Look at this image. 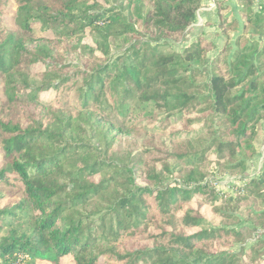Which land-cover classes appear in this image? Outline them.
I'll use <instances>...</instances> for the list:
<instances>
[{
  "label": "trees",
  "instance_id": "1",
  "mask_svg": "<svg viewBox=\"0 0 264 264\" xmlns=\"http://www.w3.org/2000/svg\"><path fill=\"white\" fill-rule=\"evenodd\" d=\"M202 1L13 0L14 29L0 0V264H264V158L235 192L210 183L260 155L264 5L222 14L223 45L168 49ZM36 22L92 35L84 64Z\"/></svg>",
  "mask_w": 264,
  "mask_h": 264
},
{
  "label": "rangeland",
  "instance_id": "2",
  "mask_svg": "<svg viewBox=\"0 0 264 264\" xmlns=\"http://www.w3.org/2000/svg\"><path fill=\"white\" fill-rule=\"evenodd\" d=\"M8 10H9L8 11L9 17L5 19V23L9 28L15 29V26H14L15 11H14L13 0H11V5L9 6ZM33 28H34L35 37L37 38L44 37L48 39H56L59 41L57 45H58L59 52L61 53V59H63L64 63L70 65L69 67L70 69H77L84 64L87 54H84V55L81 54V48L79 45H92L93 44L92 35H90L89 33L84 34L80 40L79 38H76V37H68L66 34L60 35L58 32H56L54 28H46L40 22L34 23ZM196 31L189 30L188 34H190L191 39L189 38L188 42H186L185 44L182 45L179 42H176V43L171 42V43H167V48L171 50H175V51H182L185 46H188L190 44V42L195 41L196 39H198L199 36H202L199 30L197 32ZM120 42L121 41L112 43V49H113L114 54L119 51H122V49L125 47V44H121ZM47 64H48V61L47 63H39L33 66L31 73L38 75V76L41 74H45L44 72L47 68ZM207 74H208V71L206 75ZM38 76L34 77L36 78L37 81L38 79H42V77H38ZM0 95H3L1 91V84H0ZM42 95L46 101H50L55 97L56 90L54 88L47 89L43 91ZM115 132L117 133V131ZM111 136L112 135H110V137ZM124 137H125L124 135L117 133V139L113 145L114 148L117 147L118 143L121 144L119 141L121 138L123 139ZM258 137L259 139L257 140V145L259 147L260 153L264 154V131L263 132L262 130L260 131V126H259V136ZM129 139H131V137H129ZM95 141H98V138H96ZM127 143H128L127 141H123L122 145L125 146V144ZM263 154H260L257 156V159H255V163L252 164L251 167L249 165L250 171L243 172V173H240L239 175H233V176H228V175L220 176L219 175L216 177H212L210 180L211 185L223 192H235L238 188L241 189L245 181H247L251 177V175H253V172L255 173L256 171H258L257 167L258 165H260V163L262 162V159L264 158ZM168 179L169 181L172 180V178H168ZM1 193L2 191L0 189V194ZM12 201L13 200L11 199V197L5 194L3 198L0 199V207H4L5 205H8ZM6 231L7 229H5L3 233H6ZM24 258H26V256L21 255L18 261L14 262V264H24L25 263ZM40 264H51V263L40 262ZM59 264H74V261L71 256H64L60 259Z\"/></svg>",
  "mask_w": 264,
  "mask_h": 264
},
{
  "label": "crops",
  "instance_id": "3",
  "mask_svg": "<svg viewBox=\"0 0 264 264\" xmlns=\"http://www.w3.org/2000/svg\"><path fill=\"white\" fill-rule=\"evenodd\" d=\"M258 2L264 5V0H258ZM222 7L228 10H221ZM239 9L240 5L238 0H203L202 7L197 13V19L195 23L191 25L190 31L199 30L202 36L216 41L218 46L223 45L225 42V37L221 33L222 14L226 16L231 15L233 18L240 20ZM189 38L190 34L188 35L186 41L181 44L183 45L188 42ZM263 127L264 123L260 125V131L262 130V132L264 131ZM261 163L258 165V169L261 167Z\"/></svg>",
  "mask_w": 264,
  "mask_h": 264
}]
</instances>
